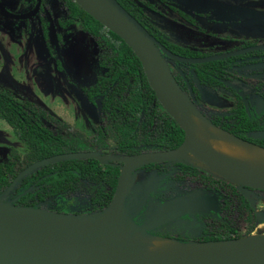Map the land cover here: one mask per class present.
Instances as JSON below:
<instances>
[{
    "label": "flooded vegetation",
    "instance_id": "flooded-vegetation-1",
    "mask_svg": "<svg viewBox=\"0 0 264 264\" xmlns=\"http://www.w3.org/2000/svg\"><path fill=\"white\" fill-rule=\"evenodd\" d=\"M122 1L129 7L130 12L125 9L134 18L136 15L150 34L169 51L180 57L201 59L236 53L220 60L205 63L167 59L180 87L192 98L203 115L216 126L241 139L250 140L249 142L256 145L264 144V138H253L257 134L264 133V43L254 41L240 31L241 22L237 18L239 9L226 7L227 3L224 0ZM0 3L12 15H29L26 18L18 19L5 17L0 12V33L10 36L14 42L20 41L19 38L23 36L26 38L40 36L45 50L46 64L55 59L56 70L66 76L68 83H72V81L67 77L68 69L63 66V61H61L65 45L71 39H81L83 43H86V47L94 56L97 73L90 86L81 90L86 100L97 110L99 121L97 124L91 125L89 129L81 130L50 111L55 117L69 125L78 145L76 152L96 153L103 159V161L97 160L103 168L120 166L121 169L122 163L108 160V157H129L117 156L115 151L108 150V113L103 112L108 110V103H102L96 98L91 101L88 98V95L95 94V91L98 90V82H103L108 86V68L105 70L100 65L103 53L100 42L82 29L79 21L72 22L64 0H0ZM227 6L230 5L227 4ZM12 7H16L17 10H12ZM169 30L176 36L186 37V41L182 43L173 39L167 33ZM170 46L177 48L172 50L169 48ZM5 51L6 47L0 38V59L3 64L0 70H8L7 61L3 60ZM15 96L21 101L41 103L37 99ZM161 107L165 110L162 105ZM52 129H58L61 134L67 132L63 126L60 127L56 124ZM179 146L172 149L143 152L169 151ZM108 162L118 165L112 166ZM192 166L194 165L188 162L156 163L145 165L133 174L132 179L139 175H142L143 178L136 183H132L131 180L126 203L131 206L133 219L138 225H144L163 204L174 199L195 197L197 200L204 198L216 200L217 210L183 215L150 230L149 234L186 243L205 242L216 234L224 236L225 224L222 219L216 220V214L226 212L228 205L238 210L241 196L246 198L238 191L236 185L214 174L212 178L222 184H226V182L229 183L226 185L232 184L230 187H234L235 192L231 195L226 194L223 187H210L204 183L205 177L209 176V173L203 169L200 172L196 169L187 172L184 169L185 167H195ZM260 193L264 192L252 190L251 195ZM21 196L15 198L9 194L8 197H1L0 200L17 204ZM47 200L48 203L42 208L53 211L50 208V203L55 200L54 197L36 202L34 207H39ZM246 200L251 204L248 199ZM252 200L256 205V201ZM258 216L260 218V214ZM215 228H217V232H215ZM236 230L239 233L238 228Z\"/></svg>",
    "mask_w": 264,
    "mask_h": 264
},
{
    "label": "water",
    "instance_id": "water-1",
    "mask_svg": "<svg viewBox=\"0 0 264 264\" xmlns=\"http://www.w3.org/2000/svg\"><path fill=\"white\" fill-rule=\"evenodd\" d=\"M74 1L132 49L141 61L159 102L185 132V139L178 148L169 151L143 152L126 158L109 157V160L123 165L113 200L100 212L71 214L50 211L42 208L48 200L39 207L18 206L0 200V264H264V234L217 242L183 243L175 240L184 251L172 255L151 254L142 245L156 237L149 234L156 227L186 214L217 210L215 199H174L163 204L144 225L134 221L131 206L126 203L131 180L137 169L166 162H188L195 166L189 160V156H193L205 166L195 167H201L236 185L255 208L252 190L264 191V173L250 170L198 141L191 132L190 114L242 142L264 147L229 133L203 115L180 87L167 59L205 63L236 53L201 59L183 58L162 45L117 0H88L89 6L81 0ZM0 12L5 17L18 19L29 16L12 15L1 3ZM253 138L263 139L264 133ZM74 159L103 161L93 152H72L46 158L19 174L10 190L23 177L47 164Z\"/></svg>",
    "mask_w": 264,
    "mask_h": 264
},
{
    "label": "trees",
    "instance_id": "trees-1",
    "mask_svg": "<svg viewBox=\"0 0 264 264\" xmlns=\"http://www.w3.org/2000/svg\"><path fill=\"white\" fill-rule=\"evenodd\" d=\"M118 1L129 11L122 0ZM64 2L72 22L79 21L82 29L93 35L102 47L100 65L105 70L108 68V86L98 82V90L88 95V98L108 103V110L103 111L108 113V150L115 151L117 156H131L143 151L179 146L184 140V132L162 109L136 54L124 40L94 19L74 0ZM169 48L176 50L177 47ZM0 119L25 145L22 152L13 150L8 157L0 159V198L5 193L15 198L22 195L16 205L34 207L36 202L54 197L55 200L50 203L51 210L78 214H93L110 205L121 174L120 166L103 168L93 159L62 160L47 164L23 177L10 190L17 176L32 164L56 155L76 152L78 145L69 125L55 117L41 103L21 101L4 89H0ZM55 124L63 126L67 132L61 134L58 129H52ZM260 145L264 147V144ZM184 169L187 172L202 170L195 167ZM203 171L209 173L204 183L210 187H223L226 194L233 195L235 189L230 187L232 184H222L212 178L213 174ZM84 190L85 195L80 196ZM226 210L216 214V220L222 219L225 224L224 236L216 234L205 242L249 236L260 221L256 208L242 196L238 210L231 205ZM214 230L217 232V228Z\"/></svg>",
    "mask_w": 264,
    "mask_h": 264
},
{
    "label": "rangeland",
    "instance_id": "rangeland-1",
    "mask_svg": "<svg viewBox=\"0 0 264 264\" xmlns=\"http://www.w3.org/2000/svg\"><path fill=\"white\" fill-rule=\"evenodd\" d=\"M224 2L230 5L226 4L228 8L239 9L237 18L241 22L240 31L254 41L264 43V0H224ZM12 10L16 11L17 8L12 7ZM170 31L167 33L173 39L182 43L186 41V37L176 36ZM0 38L6 47L3 60L7 61L8 68V70H0V88L7 89L20 98L39 100L46 108L81 130H87L91 125L97 124L99 114L86 100L81 90L90 86L97 73L94 56L86 47V43L81 39H71L65 45L61 61L68 69L67 77L72 81L68 83L66 76L56 70L55 59L46 64L45 50L40 36L27 38L23 36L19 38L20 41L14 42L10 36L0 33ZM2 65L0 59V67ZM24 148V143L19 141L8 124L0 119V159L8 157L13 150L22 152ZM189 160L196 164L195 166L205 167L193 156H189ZM141 178L142 175L134 177L132 183H136ZM85 193L84 190L81 195ZM8 196L9 194L5 193L2 198ZM251 198L256 201V212L260 214V221L251 235H263L264 193L253 194ZM77 202L82 204L80 201Z\"/></svg>",
    "mask_w": 264,
    "mask_h": 264
},
{
    "label": "bare ground",
    "instance_id": "bare-ground-1",
    "mask_svg": "<svg viewBox=\"0 0 264 264\" xmlns=\"http://www.w3.org/2000/svg\"><path fill=\"white\" fill-rule=\"evenodd\" d=\"M89 6L88 0H81ZM191 132L200 142L212 147L224 157L244 164L248 169L264 173V149L258 146L242 142L225 131L211 126L190 114ZM142 245L151 254L172 255L183 252L180 244L172 239L154 237L145 241Z\"/></svg>",
    "mask_w": 264,
    "mask_h": 264
}]
</instances>
